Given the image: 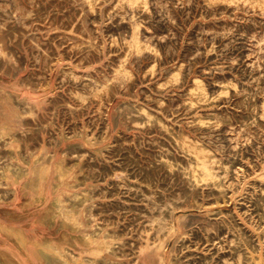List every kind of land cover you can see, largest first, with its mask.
Listing matches in <instances>:
<instances>
[{"label":"rangeland","instance_id":"obj_1","mask_svg":"<svg viewBox=\"0 0 264 264\" xmlns=\"http://www.w3.org/2000/svg\"><path fill=\"white\" fill-rule=\"evenodd\" d=\"M0 222V264H264V0H0Z\"/></svg>","mask_w":264,"mask_h":264},{"label":"crops","instance_id":"obj_2","mask_svg":"<svg viewBox=\"0 0 264 264\" xmlns=\"http://www.w3.org/2000/svg\"><path fill=\"white\" fill-rule=\"evenodd\" d=\"M0 227L7 231L10 235H13L18 242V244L23 247L27 248L29 238L27 234L23 231L22 228L20 227H12L11 225L8 224H3L0 222ZM9 228V230H8ZM20 232V233H19ZM42 239H35L34 242L37 243V250L43 254V251L46 252V250L43 248V246L46 244V241H41ZM47 245V244H46ZM49 245V244H48ZM24 255V254H23ZM9 263H11L10 259L8 260Z\"/></svg>","mask_w":264,"mask_h":264},{"label":"bare ground","instance_id":"obj_3","mask_svg":"<svg viewBox=\"0 0 264 264\" xmlns=\"http://www.w3.org/2000/svg\"><path fill=\"white\" fill-rule=\"evenodd\" d=\"M80 199V198H79ZM8 230H9V228H8ZM20 233V232H19ZM151 256V255H150Z\"/></svg>","mask_w":264,"mask_h":264}]
</instances>
